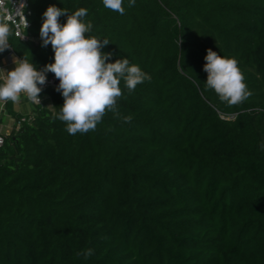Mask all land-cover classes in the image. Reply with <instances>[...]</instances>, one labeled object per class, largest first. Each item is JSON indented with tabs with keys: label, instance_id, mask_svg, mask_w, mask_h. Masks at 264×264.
Here are the masks:
<instances>
[{
	"label": "trees",
	"instance_id": "obj_1",
	"mask_svg": "<svg viewBox=\"0 0 264 264\" xmlns=\"http://www.w3.org/2000/svg\"><path fill=\"white\" fill-rule=\"evenodd\" d=\"M28 2L37 43L6 23L0 63L12 52L38 70L54 63L43 13L85 8L108 62L128 58L151 81L131 92L121 81L130 123L106 112L83 135L53 119L56 87L28 114L2 102L20 127L0 134V264H264V0H136L124 15L101 0ZM209 49L237 61L243 103L206 90Z\"/></svg>",
	"mask_w": 264,
	"mask_h": 264
},
{
	"label": "clouds",
	"instance_id": "obj_2",
	"mask_svg": "<svg viewBox=\"0 0 264 264\" xmlns=\"http://www.w3.org/2000/svg\"><path fill=\"white\" fill-rule=\"evenodd\" d=\"M64 2V0H61ZM105 9L124 15L127 3L134 7L136 0H101ZM88 10L79 8L69 13L65 8L49 6L43 13L40 28L42 46L49 44L54 52V63L42 69L25 57L14 61L15 67L5 71L0 77V103H16L25 96L33 104H40L42 85L46 83L47 73H53L59 80L57 91L64 103L53 119L65 124V131L72 136L95 131L106 112H112L124 123H130L132 116L120 117L117 111V98L122 95L121 81L130 92L139 84L151 81V75L142 70L128 58L108 62L111 53L102 52L109 44L107 39L91 36L93 24L85 21ZM67 16L66 23L59 18ZM88 34V35H86ZM10 30L6 23H0V53L10 47ZM203 70L207 73L204 83L206 90H212L221 102L238 105L247 100L251 91L244 82V76L234 58L218 55L209 49L205 56ZM3 71V70H0ZM85 259L93 255L92 249L83 252Z\"/></svg>",
	"mask_w": 264,
	"mask_h": 264
},
{
	"label": "built area",
	"instance_id": "obj_3",
	"mask_svg": "<svg viewBox=\"0 0 264 264\" xmlns=\"http://www.w3.org/2000/svg\"><path fill=\"white\" fill-rule=\"evenodd\" d=\"M0 14L2 16V20L10 24L13 27L14 30V36L21 42H28L32 41L34 43H37V40L34 38H31L30 36L26 35V31L30 28V21L29 17L31 16L32 12L29 8V2L28 0H0ZM16 57L11 53L6 60L2 63H0V77L6 76L5 71H9L8 67L15 64ZM56 77L51 78L50 80H47L44 85H42V88H45L47 86H55ZM57 88V87H56ZM40 103H42L40 99ZM39 105V104H35ZM20 123L16 124L14 129H19ZM4 143V138L0 135V147Z\"/></svg>",
	"mask_w": 264,
	"mask_h": 264
},
{
	"label": "crops",
	"instance_id": "obj_4",
	"mask_svg": "<svg viewBox=\"0 0 264 264\" xmlns=\"http://www.w3.org/2000/svg\"><path fill=\"white\" fill-rule=\"evenodd\" d=\"M12 66H15V64H13ZM8 70H9V67H8ZM23 97L25 98V96H23V95L21 96V101L19 102V105H23ZM20 113L21 114H28V112H26V111H23V112L20 111ZM5 115H6V113L3 109V104L0 103V134H4V135L10 133L15 127V121L12 119L11 122H7L6 117H9V116H5ZM2 117H4L3 122L1 121Z\"/></svg>",
	"mask_w": 264,
	"mask_h": 264
},
{
	"label": "rangeland",
	"instance_id": "obj_5",
	"mask_svg": "<svg viewBox=\"0 0 264 264\" xmlns=\"http://www.w3.org/2000/svg\"><path fill=\"white\" fill-rule=\"evenodd\" d=\"M14 67L15 66H10L9 67V71H11V70H13L14 69ZM21 101V98H20V100L18 101V102H16L15 103V109L18 111V112H20V111H26V112H30L31 110H32V108H33V104L30 102V101H28L27 99H25L24 97H23V105H19V102ZM7 119V122H11L12 121V119L11 118H9V117H6Z\"/></svg>",
	"mask_w": 264,
	"mask_h": 264
},
{
	"label": "water",
	"instance_id": "obj_6",
	"mask_svg": "<svg viewBox=\"0 0 264 264\" xmlns=\"http://www.w3.org/2000/svg\"><path fill=\"white\" fill-rule=\"evenodd\" d=\"M58 84H59V80L56 79V81H55V86L58 87Z\"/></svg>",
	"mask_w": 264,
	"mask_h": 264
}]
</instances>
